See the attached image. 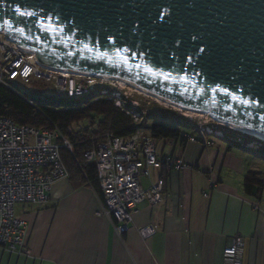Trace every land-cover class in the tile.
<instances>
[{
  "label": "water",
  "instance_id": "95a60500",
  "mask_svg": "<svg viewBox=\"0 0 264 264\" xmlns=\"http://www.w3.org/2000/svg\"><path fill=\"white\" fill-rule=\"evenodd\" d=\"M0 32L48 67L264 137V0H0Z\"/></svg>",
  "mask_w": 264,
  "mask_h": 264
},
{
  "label": "crops",
  "instance_id": "0c3cea01",
  "mask_svg": "<svg viewBox=\"0 0 264 264\" xmlns=\"http://www.w3.org/2000/svg\"><path fill=\"white\" fill-rule=\"evenodd\" d=\"M216 140L209 135L197 142L157 140L161 156L190 168H152L141 177L144 191L164 181L162 200L140 204L122 236L112 218L98 215L102 195L69 173L52 185L47 204L15 210L27 225L29 255L0 248V264H223V251L237 235L246 243L244 264H264V194L261 199L245 194L250 171L243 157ZM147 225L157 233L144 242L137 227Z\"/></svg>",
  "mask_w": 264,
  "mask_h": 264
},
{
  "label": "built area",
  "instance_id": "2783aa9c",
  "mask_svg": "<svg viewBox=\"0 0 264 264\" xmlns=\"http://www.w3.org/2000/svg\"><path fill=\"white\" fill-rule=\"evenodd\" d=\"M0 45L4 55L0 59L3 65L0 82L43 80L52 83L59 94L68 98L81 97L94 90L92 78L95 77L66 74L41 64L34 53L20 48L5 36ZM30 103L34 104L33 101ZM182 137L187 142L197 141L188 135ZM199 138L203 139V136L199 135ZM63 149L71 151L73 144L58 131L21 126L0 115L1 249L29 255L25 248L27 225L17 218L15 207L18 204L42 206L49 202L52 185L69 177L62 157ZM84 159L96 168L103 197V208L98 215L112 218L121 236L134 224L140 204L156 205L162 200L164 181L159 180L144 191L140 186L141 177L149 176L152 168L168 171L190 168L182 160L161 156L157 151V139L149 135L126 139L108 134L85 152ZM137 232L146 242L156 235L157 229L153 225L140 226ZM245 248L244 238L235 236L223 251V264H244Z\"/></svg>",
  "mask_w": 264,
  "mask_h": 264
},
{
  "label": "trees",
  "instance_id": "16d2710c",
  "mask_svg": "<svg viewBox=\"0 0 264 264\" xmlns=\"http://www.w3.org/2000/svg\"><path fill=\"white\" fill-rule=\"evenodd\" d=\"M77 98H70L74 100L72 104L42 106L20 91L16 81L4 80L0 82V115L21 126L58 131L63 138L70 140L73 149H63L62 157L71 179L91 186L102 195L96 168L84 159V154L108 134L126 139L140 137V119L125 110L116 99L93 93L80 102ZM147 131L157 140L183 139L180 128L161 122H154ZM244 190L247 196L261 199L264 194L263 175L256 171L248 172Z\"/></svg>",
  "mask_w": 264,
  "mask_h": 264
},
{
  "label": "rangeland",
  "instance_id": "374dc122",
  "mask_svg": "<svg viewBox=\"0 0 264 264\" xmlns=\"http://www.w3.org/2000/svg\"><path fill=\"white\" fill-rule=\"evenodd\" d=\"M3 36L0 34V42L3 40ZM2 52L3 49L0 45V59L4 57ZM2 66V61L0 60V68ZM92 79L95 82L94 90L76 100L80 102L92 95V93L118 100L125 110L134 115L136 119H140L139 124H141V127L138 130L140 135H148L147 127L151 126L154 122L178 127L181 129L182 135H188L194 140L201 135L203 136L202 140L206 141L209 135L213 142L218 138L223 140L224 143L231 145L243 157L244 167L247 171L256 170L264 172L263 141L253 136L225 128L211 117L172 108L155 98L135 91L131 87L112 85L100 79ZM16 86L20 91L28 94L30 98L42 106L56 107L61 104H72L74 102V100H71L66 95L59 94L54 89L52 83L43 80L32 79L30 83L17 80ZM20 205H16V211Z\"/></svg>",
  "mask_w": 264,
  "mask_h": 264
},
{
  "label": "bare ground",
  "instance_id": "6f19581e",
  "mask_svg": "<svg viewBox=\"0 0 264 264\" xmlns=\"http://www.w3.org/2000/svg\"><path fill=\"white\" fill-rule=\"evenodd\" d=\"M0 34H2V32H0ZM64 72L66 74H72V75H75V76H82V77L91 76V75H88V74L74 73V72H68V71H64ZM92 77L101 79L102 81H104L106 83H109V84H112V85H120V86L122 85V86L131 87V88L135 89V91H138V92H141L143 94H146V95H148V96H150L152 98H155V99L159 100L162 103H165L166 105H168V106H170L172 108L179 109L180 111L198 113V114H202V115H205L207 117H211L212 119H214L209 112H196V111H191V110H186V109L180 108V107H178V106H176V105H174V104H172V103H170V102H168L166 100L160 99V98H158V97H156L154 95L146 93V92L142 91L141 89H139V88L135 87L134 85H132L130 83H127L125 81H122V80H119V79H112V78H109V77H103V76H92ZM215 121L218 124H220L221 126L225 127V128H228V129L233 130V131H237V132H241V133L253 136L254 138L264 142V137L259 135V134H255V133H252V132H249V131H246V130L239 129L236 126L228 124V123H223V122H220V121H217V120H215Z\"/></svg>",
  "mask_w": 264,
  "mask_h": 264
},
{
  "label": "snow or ice",
  "instance_id": "6c2138e0",
  "mask_svg": "<svg viewBox=\"0 0 264 264\" xmlns=\"http://www.w3.org/2000/svg\"><path fill=\"white\" fill-rule=\"evenodd\" d=\"M28 15H31V13H27Z\"/></svg>",
  "mask_w": 264,
  "mask_h": 264
}]
</instances>
